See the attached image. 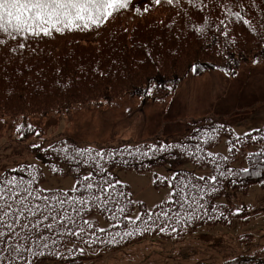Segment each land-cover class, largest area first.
Returning <instances> with one entry per match:
<instances>
[{
  "label": "trees",
  "instance_id": "trees-1",
  "mask_svg": "<svg viewBox=\"0 0 264 264\" xmlns=\"http://www.w3.org/2000/svg\"><path fill=\"white\" fill-rule=\"evenodd\" d=\"M221 2L229 4L233 13L239 12L240 18L234 14L226 15ZM193 4L195 7L188 0H178V3L174 0L172 5H168L165 0L162 5L153 6L151 0H133L134 7H140L142 13L148 6L149 13L140 16L130 10L115 15L99 28L65 30L27 40L19 37L9 40L6 45L0 44V116L7 113L10 120L23 121L52 112L71 113L85 102L95 103L92 106L98 107L127 94L147 101L159 100L192 65H211L233 71L245 63L264 59V0H193ZM221 20L226 28L220 24ZM244 20L249 23H244ZM202 27L203 33L198 31ZM223 31L228 35H222ZM5 38L0 33V39ZM21 43L25 47L19 48ZM144 61L152 63L153 69L148 73L142 66ZM191 126L190 131L181 137L153 140L149 144L95 148L57 141L38 152L39 157L49 164L67 165L68 172L76 181L89 171H95L91 163L81 162L87 156L82 157L77 152V149L87 148L111 154L105 156L103 164L113 180L116 178L112 171L116 167L148 170L161 163H169L178 168L188 161L198 169L206 170L200 175L192 170L179 169L173 176L176 179L172 177L168 184L170 193L174 187L179 193V189L187 185V194L193 201L191 206L184 203L181 207L183 198L178 194L173 202L168 199L151 211L141 207L140 220L124 218L125 215L132 216L134 203L127 187L118 184L117 189L125 194L119 197L125 214L117 212L111 204L107 208L94 207L91 216L86 218L97 229L101 227L102 220L106 231L89 235L92 232L89 229L83 239L65 237L63 242L58 240L56 246H50L51 254L41 260L83 264L90 258L86 250L115 251L147 238L183 237L200 225L222 221V217L225 220L229 202L237 192H245L254 183L264 188V128L246 137V143L263 146L258 151L245 153L248 171L244 172L243 168L231 166V162L236 150L241 152L248 145L236 148L234 142L229 141L226 143L229 147L226 155L209 157L205 152L206 140L231 133L229 130L213 131L208 128L212 124L206 127L202 122ZM31 131L29 128L28 133ZM163 146L168 147L161 151ZM230 148L236 150L229 151ZM20 167L27 169L19 173L25 179L38 172L37 179L42 187L40 168ZM3 175L16 173L8 170ZM212 175L218 178L215 192L204 195L199 188L192 190L191 184L202 183L195 178ZM205 190L210 191L207 185ZM222 196L227 203L220 206L221 216L215 200ZM195 201L203 204L206 211L200 209ZM161 212L168 215H160ZM113 214L115 219H112ZM161 227L165 229L163 232L159 230ZM126 232L131 235H125ZM58 253L63 254V259ZM226 264H264V256L236 259Z\"/></svg>",
  "mask_w": 264,
  "mask_h": 264
},
{
  "label": "rangeland",
  "instance_id": "rangeland-1",
  "mask_svg": "<svg viewBox=\"0 0 264 264\" xmlns=\"http://www.w3.org/2000/svg\"><path fill=\"white\" fill-rule=\"evenodd\" d=\"M142 66L147 73L153 69L148 61L142 62ZM190 73L160 102H145L135 97L98 107L85 102L68 119L54 112L44 115V119L34 123L31 131L34 134L30 136L17 133L0 119V175L19 164L42 165L31 147L45 148L65 137L97 148L131 145L182 135L188 122L204 116L229 117L236 124L238 134L264 126V61L241 66L234 77L216 67L202 74ZM184 166L190 167L189 163ZM177 169L166 163L140 172L116 167L114 173L119 181L130 186L133 197L150 209L170 192L167 186L156 188L154 180L170 179ZM74 181L70 173L65 177L49 175L43 188L69 189ZM233 201L237 209L240 203H245L257 215L248 221H233L229 226H201L182 239L147 238L121 251H109V256L93 257L84 264H197L201 261L221 264V252L225 255L238 252L245 245L239 244L241 237L250 233L252 242L264 249V189L252 186ZM136 213L134 210L133 216ZM42 264L62 263L48 260Z\"/></svg>",
  "mask_w": 264,
  "mask_h": 264
},
{
  "label": "snow or ice",
  "instance_id": "snow-or-ice-1",
  "mask_svg": "<svg viewBox=\"0 0 264 264\" xmlns=\"http://www.w3.org/2000/svg\"><path fill=\"white\" fill-rule=\"evenodd\" d=\"M166 2L172 5L174 0ZM151 3L159 6L165 0H151ZM188 3L195 7L193 0H188ZM220 6L226 15L234 14L240 18V13H233L229 4L221 2ZM130 10L138 15L142 14L140 7H134L133 0H0V33L6 37L0 39V44L6 45L9 40H17L19 37L27 40L29 37L50 36L53 32L99 28L115 15ZM202 10L203 7L200 8ZM149 11L148 6L143 8L144 13ZM243 22L249 23L247 20ZM220 24L224 25V21L221 20ZM198 31L203 33L204 28ZM221 34L227 36L228 32L223 31ZM18 47L23 48L25 45L21 43ZM192 71L198 69L193 67ZM165 147L168 146H163L160 150ZM231 150L230 148L229 151ZM77 152L82 157L87 156L81 162L91 163L95 171H89L77 179L66 191L40 187L38 172L25 179L19 175L27 170L24 167L12 169L11 172L16 175H0V264H42L41 258L51 254L50 246H56L58 240L63 242L65 237L83 239L89 229L92 230L89 235H94L96 231L105 232L104 227L97 229L86 218L91 216L94 207L107 208L111 204L117 212L125 214V208L119 201V197L125 194L117 189L121 181L110 179L103 164L105 156L111 154L92 148L77 149ZM93 152L95 155H92ZM207 155L212 157L215 154L209 152ZM243 171L247 172L248 169ZM195 179L202 183L191 184L192 190L199 188L204 195L216 191L215 182L218 178L215 175ZM209 181L213 183L209 184ZM205 185L210 191L205 190ZM187 188L185 185L178 193L174 187L169 202H173V198L179 194L183 198L181 207L184 203L191 206L193 201L187 194ZM200 198L203 199V196ZM195 203L206 211L199 201ZM160 215L167 216L168 213L161 212ZM124 218L129 221L133 219L127 215ZM112 219H115V214ZM134 219L140 220V215H136ZM159 230L163 232L165 229L161 227ZM125 235L131 233L126 232ZM80 251L83 252V249ZM58 255L63 259L62 253Z\"/></svg>",
  "mask_w": 264,
  "mask_h": 264
}]
</instances>
